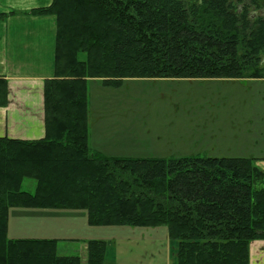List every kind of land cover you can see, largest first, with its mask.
Here are the masks:
<instances>
[{
  "label": "trees",
  "instance_id": "trees-1",
  "mask_svg": "<svg viewBox=\"0 0 264 264\" xmlns=\"http://www.w3.org/2000/svg\"><path fill=\"white\" fill-rule=\"evenodd\" d=\"M30 13L57 20L55 76L44 85L46 137H0V264H82L57 240L9 239L11 208L86 210L97 228L166 227L175 264H250V244L264 240L258 159L104 157L88 144V85L263 80L264 0H53ZM109 245L89 241L87 264H108Z\"/></svg>",
  "mask_w": 264,
  "mask_h": 264
},
{
  "label": "rangeland",
  "instance_id": "rangeland-1",
  "mask_svg": "<svg viewBox=\"0 0 264 264\" xmlns=\"http://www.w3.org/2000/svg\"><path fill=\"white\" fill-rule=\"evenodd\" d=\"M88 102L94 145L99 140L108 154L169 160L264 153V79H125L118 87L96 79L89 80ZM35 188L31 179L22 186ZM96 228L87 236L110 240L116 264L176 263L166 227Z\"/></svg>",
  "mask_w": 264,
  "mask_h": 264
},
{
  "label": "crops",
  "instance_id": "crops-1",
  "mask_svg": "<svg viewBox=\"0 0 264 264\" xmlns=\"http://www.w3.org/2000/svg\"><path fill=\"white\" fill-rule=\"evenodd\" d=\"M52 2L0 0V15L6 16L0 21V79L8 83V104L0 107V137L23 141L46 137L44 85L55 76L57 20L53 16L30 12L49 7ZM91 123L89 120L88 144L91 151L110 153L99 147V140L94 145ZM100 138L102 141L106 138L110 143L113 136L102 133ZM118 150L116 148L115 151ZM108 155L125 157L119 153ZM232 158H256L255 165L264 171V153L255 155L250 152L246 156ZM78 220L80 226L77 225ZM94 228L89 225L86 210L11 208L8 217L9 239L57 240L60 255L79 256L82 264H87L88 242L95 240L87 234H91ZM113 249L114 246L109 245L108 264H116ZM250 264H264V240L250 244Z\"/></svg>",
  "mask_w": 264,
  "mask_h": 264
}]
</instances>
